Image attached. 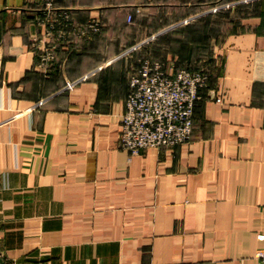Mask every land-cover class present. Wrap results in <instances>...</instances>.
Segmentation results:
<instances>
[{
    "label": "crops",
    "instance_id": "0c3cea01",
    "mask_svg": "<svg viewBox=\"0 0 264 264\" xmlns=\"http://www.w3.org/2000/svg\"><path fill=\"white\" fill-rule=\"evenodd\" d=\"M218 9L239 13L221 34ZM126 16L152 28L132 43L160 36L168 72L208 75L184 143L119 147L131 61L113 28ZM0 252V264H259L264 0H0Z\"/></svg>",
    "mask_w": 264,
    "mask_h": 264
},
{
    "label": "built area",
    "instance_id": "2783aa9c",
    "mask_svg": "<svg viewBox=\"0 0 264 264\" xmlns=\"http://www.w3.org/2000/svg\"><path fill=\"white\" fill-rule=\"evenodd\" d=\"M41 1L49 7L54 0ZM87 29L96 31V22H90ZM51 57V51L47 50L40 60L46 63ZM207 79L202 68L183 67L168 72L159 60H139L127 78L118 121L119 147L133 155L147 147H171L186 142L191 132L193 107ZM255 258L264 264V253L256 252Z\"/></svg>",
    "mask_w": 264,
    "mask_h": 264
},
{
    "label": "rangeland",
    "instance_id": "374dc122",
    "mask_svg": "<svg viewBox=\"0 0 264 264\" xmlns=\"http://www.w3.org/2000/svg\"><path fill=\"white\" fill-rule=\"evenodd\" d=\"M219 12H222V17L217 19V32L218 34H221L228 29V27H231V20L228 18H233L239 13L231 11L229 15H224V9H218V13ZM225 16H227V20L224 19ZM125 19V23L114 27L113 31L119 39H123L126 43L129 41L128 46H126L123 51L127 52L126 55L128 56L129 61H131L130 72L136 68L138 61L142 58H150L161 61V43L159 40L157 41L160 37L159 35H154L151 39L142 41L141 43H132L136 37L143 36L147 34L150 29H152L151 26H145L148 21H146L143 17H137L135 20H132L129 16L127 19L126 16ZM107 41V46H109V40Z\"/></svg>",
    "mask_w": 264,
    "mask_h": 264
},
{
    "label": "trees",
    "instance_id": "16d2710c",
    "mask_svg": "<svg viewBox=\"0 0 264 264\" xmlns=\"http://www.w3.org/2000/svg\"><path fill=\"white\" fill-rule=\"evenodd\" d=\"M195 105V104H194ZM194 108V107H193Z\"/></svg>",
    "mask_w": 264,
    "mask_h": 264
}]
</instances>
